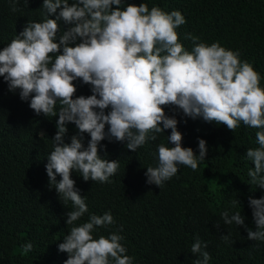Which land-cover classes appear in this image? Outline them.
Instances as JSON below:
<instances>
[{
  "label": "clouds",
  "instance_id": "1",
  "mask_svg": "<svg viewBox=\"0 0 264 264\" xmlns=\"http://www.w3.org/2000/svg\"><path fill=\"white\" fill-rule=\"evenodd\" d=\"M17 2H12L13 12L18 11ZM122 3L74 0L70 5L69 0H43L48 14L44 22L26 24L0 50V77L9 91L18 90L21 101L31 96L29 107L37 115L58 117L54 150L45 170L57 194L74 206L75 210L67 213L66 224L88 212L72 173L79 172L86 182L106 183L119 167V161L99 155L98 146L106 138L126 142V148L135 152L156 139L150 132L170 129L167 140L174 147L158 146V166L146 169V182L161 186L178 172L179 165L197 170L207 154L206 141L198 140L199 155L182 147L177 119L165 114L168 106L193 120L224 125L231 132L241 123L260 129L255 133L259 147L248 149L246 159L254 165L248 172L251 183L264 189V88L260 87V74L252 64L240 60L239 52L218 42L208 45L189 34L186 39L194 46L185 50L176 31L186 23L180 11L167 13L156 6L149 10L145 3H129L122 9ZM53 14L56 18L49 19ZM58 21L68 25L59 36ZM77 79L91 86V95L73 98ZM68 124L75 125L78 134L65 143ZM82 134L90 137L86 148ZM249 206L257 230L246 229L247 238L264 241V197L249 198ZM221 215L225 224L244 225L241 212ZM113 223L112 215L105 213L91 215L88 222L72 227L58 245V251L68 256L64 264H132L120 243L123 237L116 233L93 237L97 228ZM206 248L207 244L196 238L191 252L202 259L194 264H208L211 256L203 250ZM31 250V243L21 247L22 254Z\"/></svg>",
  "mask_w": 264,
  "mask_h": 264
},
{
  "label": "trees",
  "instance_id": "2",
  "mask_svg": "<svg viewBox=\"0 0 264 264\" xmlns=\"http://www.w3.org/2000/svg\"><path fill=\"white\" fill-rule=\"evenodd\" d=\"M12 2L0 0V50L26 24L44 22L48 16L43 0H18L16 12L11 10ZM72 2L69 0L70 5ZM129 3H145L149 10L156 6L167 13L180 11L186 23L176 31L185 50L194 46L186 39L190 34L198 42H218L239 52L240 60L252 64L260 74V87L264 88V0H123L121 8ZM48 18L55 19L56 14ZM58 23L59 36L68 25ZM74 85V99L92 94L91 86L79 79ZM30 99L21 101L19 91L10 92L0 77V264H64L67 253L58 251L64 236L72 227L88 222L91 215L105 213L112 215L114 223L97 228L94 239L120 235L132 264H194L202 259L191 252L196 238L207 244L203 250L211 256L208 264H264V241L249 240L246 231L257 230L249 198L264 197V189L251 183L248 172L254 165L246 159L248 149L259 147L255 133L260 129L241 123L231 132L224 125L193 120L172 106L165 107V114L178 121L182 147L199 155L198 140L206 141L207 154L197 170L179 165L178 172L161 186L146 182V169L158 166V146L174 147L167 140L170 129L150 132L156 139L135 152L126 148V142L106 138L98 146L99 155L119 161V167L106 183L86 182L79 172L72 173L88 212L69 225L67 213L74 206L57 194L45 170L54 150L58 117L37 115L29 107ZM59 108L57 103L55 110ZM67 128L64 142L70 143L78 130L73 124ZM82 135L86 148L90 137ZM60 179L57 175L56 181ZM225 211L229 217L241 212L244 225L225 224L221 215ZM28 243L32 250L22 254V245Z\"/></svg>",
  "mask_w": 264,
  "mask_h": 264
}]
</instances>
